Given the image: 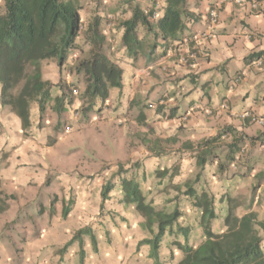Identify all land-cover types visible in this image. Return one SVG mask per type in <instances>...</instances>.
Masks as SVG:
<instances>
[{"label":"trees","instance_id":"trees-1","mask_svg":"<svg viewBox=\"0 0 264 264\" xmlns=\"http://www.w3.org/2000/svg\"><path fill=\"white\" fill-rule=\"evenodd\" d=\"M163 2V13L155 19L154 6L143 9L135 0H120L117 8L124 11L123 7L127 5L130 16L122 17L117 26L111 25L123 29L119 47L133 59L145 44V40L138 36V30L142 28L146 35L152 37L146 52V65L154 63L158 56L175 47L177 42L182 43L185 39L183 31L186 21L190 18L196 19L187 10V0ZM82 6L79 0H3V7L0 9V107L8 108L19 118L25 134H28L27 129L31 125V102L37 104L39 119H42L50 106L57 116L56 126L61 113L65 111V103L70 102L69 98L67 101L68 95L63 88L59 95L52 96L53 87L56 85L53 86L50 81L43 79L41 65L44 61L54 60L61 73L71 52L85 51L84 56L75 59L69 70L84 77L81 91L84 106L81 107V115L86 120L92 112H99L104 108L111 90L116 89L122 94L123 70L112 57L111 42H107L102 29V17L95 14L84 25L80 16ZM157 50L159 54H156ZM260 54L261 52L252 53L246 58L253 60ZM157 108L161 110V104ZM176 109L175 106L170 107L167 118L175 116ZM260 136L264 138V130L260 132ZM258 137L226 126L216 135L196 143L186 140L180 149L190 150L191 154H195L194 158L200 170L206 165H216L217 174H227L228 178L250 172V159L245 158L241 150L245 141L252 143ZM159 143L154 141L151 146V150L157 155L163 153ZM222 152L223 157L220 156ZM233 163L237 164V169L228 173V168ZM243 167L247 168L242 171ZM122 170L123 167L119 165L118 175H114L118 178L117 183L108 179L102 185L100 208L116 189L122 203L133 204L142 212L147 218L145 227L152 235L140 240L137 249L141 244H148V258L154 264H164L160 254L166 235L182 238V241L178 238L173 241L181 255L176 264H264V219H259L256 212L248 210L238 216L235 212L238 205L229 204L228 194L216 199L205 190L197 192L194 186H186L181 194L188 197L192 207L200 212L198 225L203 233L202 241L193 245L189 242L192 226H185L178 221L182 212L178 208H173L170 212L159 211L150 203L143 206L144 195L140 188L143 173L139 176L130 169ZM200 170L195 174V181ZM176 175V163L169 169L156 171L158 184L165 180L170 181ZM258 185L259 182L252 187V192ZM173 188L175 190L178 186L174 185ZM67 202L73 203L74 199L70 198ZM223 206L224 211H219ZM71 208L72 205L63 209L62 218H65ZM216 220L219 221V230L213 231L212 223ZM91 224L93 223L79 228L73 238L86 232L95 249L96 239ZM173 257L171 250L169 259L172 260Z\"/></svg>","mask_w":264,"mask_h":264},{"label":"crops","instance_id":"crops-1","mask_svg":"<svg viewBox=\"0 0 264 264\" xmlns=\"http://www.w3.org/2000/svg\"><path fill=\"white\" fill-rule=\"evenodd\" d=\"M214 1L187 0V10L196 19L190 18L186 21L183 31L185 39L182 43L177 42L175 47L167 49V52L158 56L154 63L147 65L145 57L152 37L146 35L142 28L138 30L137 34L145 40V44L141 46L135 59L127 56L126 51L119 47L123 29L113 26L109 31H104L107 42H111L112 45V57L123 70V87L122 94H119L116 89L111 90L104 108L91 114L88 121L86 120L88 132L95 134L96 137H92L90 141H84L87 142V146L92 145L90 151L94 157L92 160L86 161V165L92 164V167L88 166L84 171H95L97 163L104 161L111 163L114 160L119 162L128 160L133 154L130 148L132 133L123 126L124 122L132 123L136 119H144V121L151 119L162 124V119H166L167 110L175 106L177 108L175 116L170 121L173 122L172 125L181 126L178 130L187 135L186 140L193 141L212 137L226 126H232L252 137L259 136L252 143L245 141L241 150L243 156L250 159L248 162L252 165L250 172L246 175L235 176L252 179L250 192H252V187L259 182L252 192L255 194V200H250L251 207L248 210L253 211L256 206L264 210V138L260 136L264 125L252 123L248 118L242 119L239 116L245 111L255 115L264 114V68L253 67L250 64L252 59L246 58L252 53L261 52L258 58L264 61V0H256L258 3L256 9L250 8L249 0H243L241 3L224 2L218 12V23L212 26L207 17V10ZM135 2L143 9L154 6L156 8L155 19L163 13V0H135ZM123 8L124 11L118 10L120 14L116 13L117 21L113 15L114 21L112 22L116 26L122 17L130 16L128 6L125 5ZM112 22L109 26L112 25ZM208 32L210 35L202 38V34ZM191 48H195L197 51L196 59L191 61L192 65L182 64L179 61L180 56L186 55ZM156 54H159V50ZM52 62L50 61V63ZM238 73H242V79L230 88L232 78ZM160 99L163 100V103L161 110H158ZM170 101H172V105H169ZM130 102H132L131 105ZM223 102L228 104L226 110L220 107ZM144 105L151 106V110H147ZM207 109L211 111V114L206 113ZM4 110L8 112V115L6 117L0 113V137L2 134L4 138L2 143L9 144L10 152L4 158L5 164L0 170V183H4L5 186L0 187V190L4 191L3 194H12V199L7 200L3 209H0V233L6 228V225L11 223L10 220H15L17 224L22 225L21 229L19 226L17 227L16 235L18 237L33 236V245L26 256V264H49L42 263L37 259L42 247L43 250L53 246L50 244V235H46L48 238L45 237V240L42 241L44 239L42 235H45L48 230L51 231V228H47L46 224H49L52 219L62 221L69 214L65 218H61V215L57 216L59 210H56L54 204L55 211L51 208L49 212L45 211L51 197L41 192V189L47 183L55 184L63 191L65 198L63 202L67 200L65 193L73 183H64L63 177L70 171L59 169V163L57 166L59 160L57 156L55 158L53 156L58 153L59 145L68 137L63 141L54 142L51 146L45 145L41 141L35 143L33 139L25 140V137H20L23 136V131L20 123L18 124L16 121V115L8 108L0 107V112ZM164 112L166 114L162 118ZM9 121L12 124L10 127ZM10 128L17 131L13 135L11 134L12 137L7 136L8 132H12ZM51 130H54L53 127ZM106 139L115 145V148L112 146L113 153H110V149L105 143ZM106 149H108L109 156L105 154ZM45 160L48 161L50 168L57 167L58 171H55V177L52 176L51 171H47L49 169H45ZM68 161L64 167L73 168V162ZM236 166L237 164L233 163L229 167V171L237 169ZM15 167H19L21 170L13 171L17 173L16 178L19 181L17 186L5 180L8 174L12 173L8 170ZM244 168L247 167H243L242 171ZM33 169L35 171H32ZM86 186L88 185L84 186L83 191ZM16 199L17 202H15ZM18 202L20 203L19 207ZM33 202H40L42 211L26 212L21 210L22 206L25 204L31 206ZM99 204H101V200L95 203L87 199L72 203L71 209L85 207L84 211L79 209V220L75 223L77 229L85 225L86 220L94 221L93 216L96 215L95 210ZM16 206L19 210L15 209ZM57 206L58 204H56ZM89 207H91V214L86 211ZM248 210L243 211L241 215ZM111 215H108L109 219ZM258 218L264 219V214L263 218L259 215ZM32 223L35 228L29 230L35 233L26 234L28 227L25 225L31 224L32 226ZM2 245L3 243H0V246ZM4 261L0 257V264H6ZM20 264L24 263L20 262Z\"/></svg>","mask_w":264,"mask_h":264},{"label":"rangeland","instance_id":"rangeland-1","mask_svg":"<svg viewBox=\"0 0 264 264\" xmlns=\"http://www.w3.org/2000/svg\"><path fill=\"white\" fill-rule=\"evenodd\" d=\"M79 1L83 5L80 8V16L84 25L89 17L97 14L102 17V29L104 31L107 32V30L109 31L110 28H113V26H109L108 24L109 21H114V18H116L115 21H117L118 15L116 16V13L120 14V11H118L120 9L117 8L120 0ZM2 7L3 0H0V9ZM113 15H115L114 18ZM84 52H79V50L71 52L67 65L61 73L57 65H55L56 63L54 64V60L42 62L41 73L43 79L50 81L53 86L56 85L53 87L52 96L59 95L63 88L68 95L67 101L69 98L70 102L68 101L65 103V111L61 113L57 126L56 113L51 110L50 106H48L42 119H39L37 104L31 102V125L27 129L28 134L23 132V136H20L25 137V140L33 139L35 143L41 141L48 146L53 145L54 142L63 141L68 137L61 145H59V151L53 157L55 158L57 156L59 160L57 166L58 163L60 165L58 167L59 169H63L62 171H70L69 173H65L64 177L61 175L64 183L72 182L73 185L70 186L68 192L65 190L67 200L63 202L65 198L63 197L64 194L62 189L55 184L47 183L45 187L41 189V192H44L51 197L45 211L49 212L50 208L55 211L56 208V210H59L60 212H58L57 216L61 215L62 218L63 209L72 205V203L67 202L69 198L74 199L76 202L87 199L88 201L97 203L98 200H101L100 192L102 185L108 179H112L114 183H117L118 178L114 175L115 173L118 175L117 170L119 165L123 167V170L130 169L134 174L136 173L139 176L143 173L144 177L140 179V188L144 195L142 200L143 206L150 203L159 211L170 212L173 208H178L179 211L182 212V216L178 221L185 226H192L189 242L193 245H198L202 241L203 233L202 228L198 225L200 212L192 207L188 197L181 194V191L185 189L186 186H194L197 192L205 190L208 193L213 194L216 199L223 194H228L230 199L229 204L232 205L233 203H236L238 205L235 210L238 216H240L243 211L248 210V208L250 209V200H255V194L250 192L252 179L249 177L242 178L235 175L227 178V174L220 176L217 174L218 170L216 165H206L204 169L200 170L194 158L195 154H191L190 150H183V148L180 149L182 143L186 141L187 135L178 130L181 127L180 125L177 126V124H171L173 123L170 121L172 118H167L169 113V110L167 109V115H165V112L162 115V118L164 115L166 118L164 120L162 119V124H158L151 119H148L147 121H144V119H136V121L132 123L124 122L125 125L123 126L132 133L130 148L132 149L133 154L128 160L123 162L114 160L111 163L104 161L103 163H97L95 171H84L88 166L92 167V164L86 165V161L94 158L90 151L92 145L90 144L87 146V142L84 141H90L92 137L96 136L95 134L88 132V120L86 121L81 115V107L84 106V102L81 98V91L84 87V77L82 75H75L72 70H69L76 58L84 56ZM50 61L53 62L50 63ZM57 83H59L58 86ZM72 87H77L79 89L77 95L71 93ZM172 101L169 102V105H172ZM131 103L132 102H130V105ZM144 107L147 110H151V106L144 105ZM77 111H80L78 115H76ZM0 113L6 117L8 115V112L5 110ZM93 113H95V111L91 114ZM16 121H18V124L20 123L17 116ZM91 121L94 120L91 119ZM67 125L70 126V129H66ZM10 126H12V124L9 121V127ZM51 127H53L54 130H51ZM10 129L12 132L7 133L8 137H12L13 133L17 132L14 131L13 128ZM105 136L107 137L108 135ZM172 138L173 140H168ZM0 139H2L0 141V156L2 158L0 160L1 170L2 165L5 164L4 158L8 156L10 148L8 147L9 144L2 143L4 139L2 134ZM202 139H196L191 142L196 143ZM154 141H159V145L162 146L163 153L160 155H157L155 151L151 150ZM105 143L107 144V147H109L110 153H113V147L115 148V145L112 142L109 143L107 139L105 140ZM105 154L109 156L108 149H106ZM223 155L224 152L220 154L221 157H223ZM68 160L73 162V168L70 167L67 169V167H64L65 163L69 162ZM45 161V169H49L47 171H51L52 176L55 177V171H58L57 167L54 166L53 168H50L48 166V161ZM174 163H176L178 167V175L174 176L170 181L165 180L164 183L158 184L159 179L156 176V171H161L166 168L169 169ZM199 170L201 172L197 181H195V174ZM8 171H12V173L8 174L5 180L8 183L10 182L12 185L17 186L19 183L16 178L17 173H14L13 171H21L20 168L15 167ZM32 171L35 170L33 169ZM228 173H231L229 168ZM64 183L62 184L65 185ZM167 183L169 185H167ZM85 185L88 186H86L85 191H83ZM174 185L178 186V188L175 189L176 191L173 188ZM0 187H5L4 183H0ZM165 189H167V191H165ZM1 190L0 209H3L5 202L12 199V194H10L11 197H9V194H3L4 191ZM176 193H178V196H176ZM6 196H8V198ZM120 198V193L115 189L111 192V196L104 201L101 206L102 208H100V204L96 207V215L94 214V221L92 222L93 224H91V229L93 230L91 231L94 233L96 239L95 249L86 232L73 238L79 229H77L75 223L79 220V209H83L84 211L85 207L83 206L70 209L66 214V216L68 214L69 216L62 221H59L58 219L54 221L52 219L49 224H46V227H50L51 231L49 232L48 230L45 235H42V238H44L42 241L45 240L46 235H50V244L53 246H51L50 249L46 247L43 250L42 247L39 250V256L37 259L42 263L49 264H154L155 262L148 258V244H141L137 249V244L140 240L149 238L152 235V233H150L145 227V225H147V218H145L142 212H140L133 204L129 203V205L125 204V202L122 203ZM257 201L259 200L257 199ZM15 202H17V199ZM39 203L40 202H33L31 206L25 204L21 207V210H25L26 212H40L42 211V204ZM53 204L55 208H53ZM56 204H58L57 207ZM19 205L20 203L18 202V207ZM217 207H219L218 203ZM15 209L19 210L17 206ZM224 209L223 206L222 210L220 209L219 211H224ZM86 211L91 214V207L87 208ZM253 211L256 212L257 217L259 215L263 218L264 210L262 208L256 206ZM108 215H111L110 219L108 218ZM10 222L11 223L6 225V228L0 233V243H3V247L0 246V257L2 260H5L4 262L6 264H20V262L26 264V256L30 251V247L33 245V236L30 235L28 237L27 235L25 238H23V236L18 237V235H16V232L18 231L17 227L19 226L21 229L22 225L17 224L15 220H10ZM26 222H28V220H26ZM89 224L90 221L86 220L85 225H82L80 228L87 227ZM25 226L28 227L26 229V234L34 232L32 231L35 228L34 223H32V226L31 224H26ZM30 228H32V230H29ZM212 230H219L218 220L212 223ZM47 238L48 237H46V239ZM177 238L182 241L181 236L172 237L166 235L160 254V258L163 259L162 263L176 264L180 259L181 255L173 244V241H177ZM171 250L174 255L172 260L169 259V252Z\"/></svg>","mask_w":264,"mask_h":264},{"label":"built area","instance_id":"built-area-1","mask_svg":"<svg viewBox=\"0 0 264 264\" xmlns=\"http://www.w3.org/2000/svg\"><path fill=\"white\" fill-rule=\"evenodd\" d=\"M243 0H215L213 3H211L210 7L207 10V17L209 19L210 25L214 26L218 23V12L221 7V5L224 2H236V3H241ZM250 8L251 9H256L258 7V3L256 0H249ZM155 18V14H154ZM110 24V22H109ZM108 24V25H109ZM210 35V32L202 34V38H206L207 36ZM197 56V51L195 48H191L186 55H181L179 58V61L182 64L185 65H192L191 61L195 60ZM250 64L255 67V68H264V61L261 58H255L253 59ZM242 79V73L236 74L231 82H230V88H232L234 85H236L240 80ZM71 93L73 95H77L79 93V89L77 87H72L71 88ZM160 104L163 103V100L159 101ZM220 107L222 109H227L228 104L227 102H223ZM207 114H211V111L209 109L206 110ZM76 115H78V112H76ZM239 116L242 119L248 118L252 123H257L258 125H264V114L262 115H255L253 113H250L248 111L242 112L239 114ZM66 129H70V126L67 125Z\"/></svg>","mask_w":264,"mask_h":264},{"label":"clouds","instance_id":"clouds-1","mask_svg":"<svg viewBox=\"0 0 264 264\" xmlns=\"http://www.w3.org/2000/svg\"><path fill=\"white\" fill-rule=\"evenodd\" d=\"M109 22H111V21H109ZM160 100H161V99H160ZM160 100H159V101H160ZM159 104H160V102H159ZM77 112H78V114H79V111H77Z\"/></svg>","mask_w":264,"mask_h":264}]
</instances>
